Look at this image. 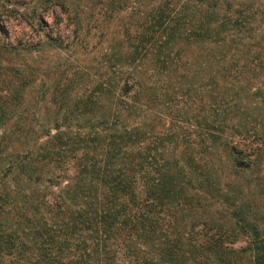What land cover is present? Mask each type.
<instances>
[{"label":"trees","instance_id":"obj_1","mask_svg":"<svg viewBox=\"0 0 264 264\" xmlns=\"http://www.w3.org/2000/svg\"><path fill=\"white\" fill-rule=\"evenodd\" d=\"M8 1L0 63L4 14L44 23ZM107 5L124 21L103 80L37 124L22 78L0 94V264H264V0Z\"/></svg>","mask_w":264,"mask_h":264},{"label":"rangeland","instance_id":"obj_2","mask_svg":"<svg viewBox=\"0 0 264 264\" xmlns=\"http://www.w3.org/2000/svg\"><path fill=\"white\" fill-rule=\"evenodd\" d=\"M15 1L22 4L25 13H33L36 9L44 23L41 27H34L20 16L13 19L8 13L3 15L2 24L7 28L9 38L2 39L1 42L15 43L18 49L16 53H5L2 56L0 94L20 89L19 81L22 78L26 85L24 90H20L24 97L18 108L24 112L27 124H37L43 120L45 108L49 107V114L53 113L56 104L62 102L58 97L62 89L68 86L74 96L76 92L87 89L94 81L103 80L107 76L111 68L108 49L113 46L109 40L121 37L124 20L122 16L110 17L108 0H54L52 3H47L46 0ZM68 13L76 21L69 18ZM48 34L56 37L61 45L46 41ZM49 114L44 115L48 117ZM85 123L75 122V126L86 125ZM16 145L21 150V141L16 142ZM253 196L250 198L255 199V208L260 209L263 214L264 197L258 193ZM207 210L231 212L227 205L223 206L214 200L207 203ZM262 227L264 228V221ZM247 240L243 237L233 247H245ZM241 264H250L248 257Z\"/></svg>","mask_w":264,"mask_h":264}]
</instances>
